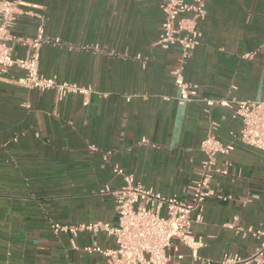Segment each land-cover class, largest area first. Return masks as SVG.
Returning a JSON list of instances; mask_svg holds the SVG:
<instances>
[{
  "label": "crops",
  "instance_id": "0c3cea01",
  "mask_svg": "<svg viewBox=\"0 0 264 264\" xmlns=\"http://www.w3.org/2000/svg\"><path fill=\"white\" fill-rule=\"evenodd\" d=\"M26 2L44 16L45 34L59 40L42 46L40 73L93 90L58 99L54 90L12 79L22 71L0 79V264H107L105 255L87 248L114 249V236L56 234L52 224L116 226L112 191L126 185L127 175L162 195L191 197L205 158V104L177 100L171 71L179 50L156 45L161 0ZM40 24L22 16L13 31L34 37ZM200 28L203 37L186 65V79L209 99H260L264 0H207ZM26 54L16 45L15 57ZM232 115L229 107L213 109L221 140L234 148L218 156L219 164L231 163V174L211 182L217 196L232 198L206 199L189 242L172 239L169 264H194V251L213 263L225 253L247 257L259 245L225 226L264 228V152L232 136L242 125Z\"/></svg>",
  "mask_w": 264,
  "mask_h": 264
},
{
  "label": "built area",
  "instance_id": "2783aa9c",
  "mask_svg": "<svg viewBox=\"0 0 264 264\" xmlns=\"http://www.w3.org/2000/svg\"><path fill=\"white\" fill-rule=\"evenodd\" d=\"M37 6L26 0H0V79L6 78L12 71L24 73L14 78L17 83L30 89L41 91L54 90L58 99L69 94L88 96L91 86L59 81L56 77H46L40 73L39 63L41 48L44 44L57 43L45 34L44 16L36 11ZM163 23L156 45L163 49L178 48L177 64L172 69L175 84L179 89L177 100L181 104L201 101L205 104V114L209 120L206 137L201 143L205 155L201 165V176L191 186V197L184 199L176 195L165 196L154 189L134 183L132 175H127L126 185L112 191L115 197L118 224L112 226L104 222H92L77 226L52 224L54 233L106 232L114 236L116 248L102 249L88 247L108 258L107 264H169V248L172 239L177 237L188 243L191 239L192 225L203 219V204L207 198L217 196L211 182L216 175L231 174V163L218 162L219 155H228L233 150L232 144L224 143L219 134V123L213 118L215 107H229L232 117L240 119L242 125L232 136L242 143L261 149L264 152V91L258 100L241 101L236 99H209L200 93V87L188 81L185 68L193 53L200 45L203 33L200 24L207 16V0H161ZM31 16L41 21L34 37H21L14 33L20 17ZM16 45L27 48L25 57H15ZM251 57L252 53L247 54ZM87 100L85 104H87ZM147 143L146 140L142 141ZM115 172L123 174L116 167ZM109 189L102 190L108 192ZM111 192V191H109ZM221 200H230L232 196H217ZM226 227L244 237L252 236L259 240L256 250L247 257L225 253L220 261L213 263L202 259L194 251V264H264V228L236 226L228 223Z\"/></svg>",
  "mask_w": 264,
  "mask_h": 264
}]
</instances>
